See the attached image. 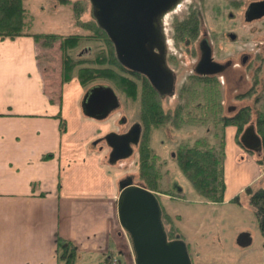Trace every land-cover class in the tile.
Returning <instances> with one entry per match:
<instances>
[{
    "label": "crops",
    "instance_id": "obj_1",
    "mask_svg": "<svg viewBox=\"0 0 264 264\" xmlns=\"http://www.w3.org/2000/svg\"><path fill=\"white\" fill-rule=\"evenodd\" d=\"M39 56L38 43L31 36L0 37V264H62L59 238L77 247L76 264L112 259L135 264L132 241L118 218L119 178L111 181L115 188L109 202L89 200L80 183L71 182L72 173L81 178L110 170L108 152L90 150L85 139L84 146L80 140L73 142L77 140L67 132L69 127L63 130L69 111L63 100L56 104L48 95ZM74 81L75 92L66 98L77 93L81 103L86 90ZM76 107L83 116L80 104ZM85 117L94 129L108 124ZM111 130L92 135L98 138ZM234 149L233 162L245 168L253 165L243 161L246 154L239 147ZM237 171L236 181L226 184L223 203L240 196L238 183L251 174L248 185L263 180L257 167L251 174Z\"/></svg>",
    "mask_w": 264,
    "mask_h": 264
},
{
    "label": "rangeland",
    "instance_id": "obj_2",
    "mask_svg": "<svg viewBox=\"0 0 264 264\" xmlns=\"http://www.w3.org/2000/svg\"><path fill=\"white\" fill-rule=\"evenodd\" d=\"M24 1L28 14L33 19L31 32L36 34H55L62 36L86 33L83 29L75 25L71 5L61 4L60 0ZM217 3H219L217 0H185L182 7L179 8L176 13L167 16L164 21L168 36L170 35V37L175 39V34L172 30V28L174 29L175 19L178 21L185 19L189 14V11L195 10L198 11V14L202 13L205 24L202 26L206 29L208 28L209 32H212L213 29L215 30L214 37L218 36L224 28H226L225 31H227L228 28L234 29V21L227 19L225 16H221L218 12H215V14L211 12L208 5L210 4L212 7L216 8ZM83 19H92L90 16V8L84 14ZM239 35L240 42H247V47L251 49L253 46L252 41L257 40L261 36H263L264 39V26H261L259 23L247 25ZM172 38L169 39L170 43H173ZM223 40L224 41H221V44H223V47L225 46L226 49H229L228 52H231L237 47L238 43L229 42L226 38ZM236 42H238V40ZM100 44V42H96L84 45L87 46L84 56L93 57V53L95 54L98 51ZM38 46L40 49V56L38 59L39 67L44 75L46 91L48 95L54 99L56 104L61 102L59 100H63V105L65 103V106H67L69 118H64L65 125L63 126V130L65 127L66 129L67 126L69 127L67 132L72 134L74 140H77L73 142H79L80 140V144L84 146V143L81 140L85 139L84 142L87 143L86 146H88L90 150L98 149L99 146H104V144L95 145L94 142L97 138L92 134L105 133L109 128L123 131L127 130L137 122L140 123V103H134L128 96L121 93L119 90H116L121 102L120 108L112 114L107 121H105L109 125H102L100 129H94L90 123L83 119V116L85 117V115L83 114V116H80V113H78L79 108L76 106L77 103L81 106V99L76 98L77 93L72 95L67 101V94L70 95L72 92H75L76 86L74 85V80L64 85L61 82V55L59 54L58 49L59 44L52 50L43 47L42 44H38ZM173 52L176 54L180 63L182 60L185 63V65L184 63H181V66L184 68L183 72H177L179 74V79L176 92H178L183 84L188 82V77L195 74L194 72H190V70L187 71L188 67L186 64L192 60L187 49L182 47L180 49L179 46H175ZM247 74L251 76V73L247 72ZM222 81L221 90L223 93L222 100L224 110H227L229 105L234 106V104H237L240 107L243 105H249L250 108H254L258 104V101L255 102L254 99L257 98V96L260 97V93L254 92L252 98L245 101H235L234 96L236 94L226 90ZM96 84L107 83L99 82ZM251 85L252 83L250 82L242 87L241 90L249 88ZM87 89L88 88H85L86 91ZM176 96L167 100L166 104H164L166 109L174 110L177 107L180 101ZM87 118L91 119L89 117ZM121 118L126 120L122 125L119 124ZM99 122L101 121H95L96 124H99ZM252 123L254 122H251L250 124ZM235 127L236 126L234 125H228L223 134L222 132L219 133L220 137L221 135L224 136V150L225 155L228 156L227 159L225 158V163L227 165L226 173L224 166L226 184L237 179L239 175V171L237 170H242V173L246 171V174H251L257 167L260 169L259 174L261 175L263 169L262 165L258 162V156L255 153L247 151L239 143L238 138V142L236 141ZM214 132L215 131L211 125H189L182 129L163 126L160 129L150 132L149 138L151 146L156 155H158V163L160 165L162 164V171L164 174L167 171L170 172L169 178H163L162 187L167 191L170 186H172L177 191L176 193H172V195L164 193L163 191L155 192L160 198L163 215L165 213L167 216H170L175 225L180 229L183 235L182 239L188 245L193 264H264V237L260 231L255 213L249 204L247 193L248 187L256 189L259 186H264V179L260 183L257 179L253 184L248 185V182L253 180V178L250 180L253 175L251 174V177L246 178V180H242L239 183L237 182L240 192L239 203L231 201L222 204H211L207 203L204 198L198 195L191 182L179 169L175 158L176 155L172 156L173 154H176L177 148L181 143L193 144L197 139L202 137H209L210 142L215 145L218 141ZM232 140L234 141L233 145ZM233 146L239 147L242 154H246V159L243 161L246 162L248 160L247 162H253V165L251 164L245 168L239 167L237 161L234 160L233 162V155L236 154V150ZM107 159L106 162L110 165ZM139 159L140 156L137 148L131 159L122 161L117 165H110V170L105 169L104 171L94 173L92 171L91 173L85 174V176L82 175L81 178H78V176L75 177L72 173L70 179L72 183L76 181L80 183V188L83 193L82 195L89 200L100 202L101 200H99V198H101L102 201L109 202L111 193L115 188V186L111 184V181H114L116 176L117 178L122 177L121 179L131 177L133 178L134 183L143 184L139 178ZM238 160H240V157ZM84 184H86V187H84ZM119 192L120 189L118 193ZM178 192L185 195V198ZM165 226L167 230L170 227L168 224ZM245 233L251 236L252 242L249 246L243 247L238 244V238L241 234Z\"/></svg>",
    "mask_w": 264,
    "mask_h": 264
},
{
    "label": "trees",
    "instance_id": "obj_3",
    "mask_svg": "<svg viewBox=\"0 0 264 264\" xmlns=\"http://www.w3.org/2000/svg\"><path fill=\"white\" fill-rule=\"evenodd\" d=\"M60 1L61 4L71 5L74 23L83 29L85 34L62 36L33 33L31 32L33 19L28 14L25 1L0 0V37L13 39L31 36L38 44L51 50L59 44L63 85L74 79H77L84 88H90L99 82L107 83L115 90L128 96L134 103H140V123L143 126V135L138 147L139 178L149 190L163 191L171 195L177 192L170 185L169 190L163 189L162 180L165 177L169 178L170 172L163 173L162 164L158 163V155L152 148L149 138L151 131L163 126H171L176 129H182L189 125H211L213 127L214 135L218 141L215 145L206 136L197 139L193 144L181 143L176 151L179 169L191 182L198 195L204 198L207 203L222 204L224 202L226 190L225 140L223 135L219 136V133L223 134L228 125L237 127V138L241 144L242 132L251 122H254L256 130L263 140V152L258 156V162L263 167L264 179V91L260 93L263 103L259 102L254 108L249 106L243 108L235 117L230 118L225 115L221 80L217 77L194 75L189 77L188 82L180 88L178 94L180 102L177 107L174 110L166 109L162 98L152 88L145 76L131 72L119 63L113 43L107 33L99 28L93 19H83L84 14L90 8L89 2ZM192 26L191 19L179 24V38L185 31H189L192 35L190 32ZM96 42L101 44L98 51L93 53V57L84 56L87 47L84 45ZM253 94L254 92H248L242 98L251 99ZM247 193L249 204L264 237V186H259L256 189L248 187ZM183 197L185 198V195ZM234 201L239 203V197H236ZM163 221L165 225L170 226L167 230L169 239L183 238L180 229L170 216L164 213ZM58 253L62 264L77 263L78 250L73 242L59 238Z\"/></svg>",
    "mask_w": 264,
    "mask_h": 264
},
{
    "label": "water",
    "instance_id": "obj_4",
    "mask_svg": "<svg viewBox=\"0 0 264 264\" xmlns=\"http://www.w3.org/2000/svg\"><path fill=\"white\" fill-rule=\"evenodd\" d=\"M75 1L90 3L91 18L109 36L122 66L148 78L160 96L174 95L176 76L166 60L164 20L182 0ZM250 13L264 16V1L252 3L248 8ZM211 62L212 51L206 47L202 63ZM195 73L216 76L220 72ZM120 106L116 90L107 84H95L88 88L81 102L83 114L97 121L108 119ZM122 121L126 122L125 119ZM142 133L143 127L139 122L124 134L108 133L104 139L112 149L109 163L115 165L132 157L135 148L139 147ZM240 142L247 151L257 156L263 152V140L254 123L245 128ZM119 189V223L132 241L135 264H193L187 243L183 239H169L158 195L144 184L134 183L133 179L120 182ZM251 242L247 233L238 238V244L243 247Z\"/></svg>",
    "mask_w": 264,
    "mask_h": 264
},
{
    "label": "flooded vegetation",
    "instance_id": "obj_5",
    "mask_svg": "<svg viewBox=\"0 0 264 264\" xmlns=\"http://www.w3.org/2000/svg\"><path fill=\"white\" fill-rule=\"evenodd\" d=\"M259 1H264V0H249V1L248 0H217V2L219 3L216 4V8L212 7L209 4L208 6L210 7V10L212 13L215 14V12H218L221 16H225L227 19L235 22L234 29L228 28V30L225 31L226 28H224L223 31L216 37H214V32H215L214 29L212 32H209L208 28L206 29L202 26L204 24L203 16H202V13L198 14L197 10L189 11L188 12L189 14L187 15L185 19H182L179 21L175 19L174 29L172 28L175 34V39L170 37V35L168 36V33L166 32V28L164 25L166 60H167L169 67L173 70L176 76V89H175L174 95L167 96V97L160 96L164 104H166L167 100L171 99L172 97H175L176 95H177L176 97L179 98L178 94H179L180 89L178 90V92H176L177 83L179 79L178 78L179 74L177 72H183L184 68L183 66H181V63H184V61L182 60L180 63V61L177 59L176 54L173 52L175 46H179L180 49L181 47L187 49V52L190 54L192 58V60L188 64H186V66L188 67L187 71L190 70V72H194L195 75H197L195 72H199V71L220 72L219 75L210 76V77H217L219 80L222 79L223 81L222 80L221 81L225 85L226 90L236 94L234 96L235 101L247 100V98H244V97L242 98V96H244L248 92L262 93L264 91V39H263V36L259 37L257 40L252 41L253 46L250 49L247 47V42L246 43L240 42L241 40H240V35H239L244 30V28H246L247 25L259 23L261 24V26H264V16L258 17V15H255L256 13L248 14L249 6L252 3L259 2ZM184 2L185 0H182L178 8H176L172 13L168 14V16L176 13L179 10V8L182 7ZM188 19H191L193 22V26L190 27L191 29L190 32H192V35L189 33V31H185L182 35H180V38H179L178 25L181 23L187 22ZM170 38L173 39L172 41L174 44L170 43L169 41ZM224 38H226L229 42L238 43L237 47L234 48L231 52H228L229 49H226V47L225 46L223 47V44H221V41H224L223 40ZM237 40L238 42H236ZM206 47L211 48L212 62L203 64L202 63L203 50ZM201 63L202 65L200 67ZM247 72L251 73V76H249ZM258 75H260L259 78H257ZM191 76H194V75H191ZM201 77H207V76H201ZM250 82L252 83V85L249 88H244L243 90H241L242 87H244L246 84ZM152 88L154 87L152 86ZM261 98H262L261 96L260 97L257 96V98H255L254 101L255 102L258 101L259 103L262 101ZM248 106L249 105H243L240 107L237 104H234V106L229 105L227 107V110H225V115L230 118L235 117L239 113L240 110ZM115 112H113L112 114H114ZM122 120L123 118L119 120L120 125L125 123ZM131 127L132 126H130L127 130H123V131L111 130L107 132L106 134L98 137L96 141L94 142V144L95 145L104 144V146H99L98 149L102 151L106 150L108 152L107 158L109 160V155L112 149L108 146L104 137L108 133H111V132L124 134L128 132ZM137 148L138 147H136L135 150ZM175 155L176 154H173L172 156H175ZM132 157H130L129 159H131ZM123 161H126V160H123ZM121 178H119L118 185L122 181L133 179L131 177H125L123 179Z\"/></svg>",
    "mask_w": 264,
    "mask_h": 264
},
{
    "label": "built area",
    "instance_id": "obj_6",
    "mask_svg": "<svg viewBox=\"0 0 264 264\" xmlns=\"http://www.w3.org/2000/svg\"><path fill=\"white\" fill-rule=\"evenodd\" d=\"M110 264H118L117 260H113Z\"/></svg>",
    "mask_w": 264,
    "mask_h": 264
}]
</instances>
